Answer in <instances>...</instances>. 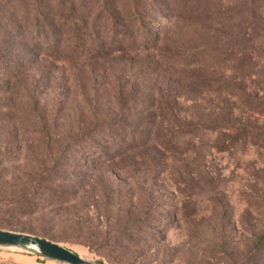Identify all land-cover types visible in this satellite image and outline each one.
Masks as SVG:
<instances>
[{
    "label": "rangeland",
    "instance_id": "1",
    "mask_svg": "<svg viewBox=\"0 0 264 264\" xmlns=\"http://www.w3.org/2000/svg\"><path fill=\"white\" fill-rule=\"evenodd\" d=\"M233 86L264 109V0H0V229L103 264H264V149H215L224 120L264 128Z\"/></svg>",
    "mask_w": 264,
    "mask_h": 264
},
{
    "label": "trees",
    "instance_id": "2",
    "mask_svg": "<svg viewBox=\"0 0 264 264\" xmlns=\"http://www.w3.org/2000/svg\"><path fill=\"white\" fill-rule=\"evenodd\" d=\"M240 33H241L240 37L235 39V42H233L232 45V46H236L235 48H237L236 49L237 52L234 51L235 48L233 52H228V49L227 50L223 49L222 54H229L230 56L234 54L235 56L238 54L239 48H240L239 54H241V52H243L247 48V44L250 41V38H246L247 34H245L246 31L244 27L240 28ZM237 59L238 62L240 61L239 62L240 65L245 69L248 67L251 61L250 60L251 58L249 56H246V54H243L242 56L240 55V59L239 58ZM226 91L227 94L230 95L231 97H238V96L241 98L243 97L245 104L250 106L249 110L251 112L257 115L264 114V109H261L262 104L257 103L256 106L253 107L250 101L248 100V98L244 95L245 92L242 90L240 86L238 88L235 86L226 87ZM216 128L217 129L221 128L223 132H227V134L226 133L222 134L221 141H218L217 144L215 145L216 151H231L239 144H241L243 147H245L248 144V145L258 146L264 149V128L262 129L258 128L255 124H250V123L242 124L237 122L236 120L228 119L222 121ZM28 214L29 216H31L32 214H34V211H29L28 213L21 212L19 215L26 216ZM20 232L23 233L25 231H20ZM26 233H31V232H26ZM33 235L38 236L35 233ZM263 242H264V233L255 239L254 250L259 248Z\"/></svg>",
    "mask_w": 264,
    "mask_h": 264
},
{
    "label": "water",
    "instance_id": "3",
    "mask_svg": "<svg viewBox=\"0 0 264 264\" xmlns=\"http://www.w3.org/2000/svg\"><path fill=\"white\" fill-rule=\"evenodd\" d=\"M0 247L25 251L43 258L65 264H103L81 257L57 242L49 241L29 233L0 229Z\"/></svg>",
    "mask_w": 264,
    "mask_h": 264
}]
</instances>
